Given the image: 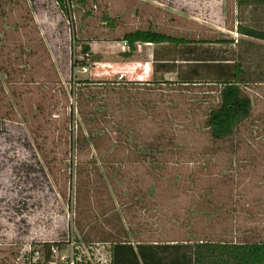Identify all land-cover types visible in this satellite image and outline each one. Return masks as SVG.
I'll return each instance as SVG.
<instances>
[{
  "label": "rangeland",
  "instance_id": "rangeland-1",
  "mask_svg": "<svg viewBox=\"0 0 264 264\" xmlns=\"http://www.w3.org/2000/svg\"><path fill=\"white\" fill-rule=\"evenodd\" d=\"M143 1L0 0V264H26L45 242L109 264L126 233L264 240V83L242 84L250 118L213 139L219 84L137 80L119 64L125 33L187 25L165 11L182 1Z\"/></svg>",
  "mask_w": 264,
  "mask_h": 264
},
{
  "label": "crops",
  "instance_id": "crops-1",
  "mask_svg": "<svg viewBox=\"0 0 264 264\" xmlns=\"http://www.w3.org/2000/svg\"><path fill=\"white\" fill-rule=\"evenodd\" d=\"M180 1L186 4V8L176 4L179 8L165 11L172 15V20L187 25L178 29L172 26L168 34L186 41L179 45L137 44L133 56L119 63L127 69V76L136 75L137 80L149 81L157 74L167 80L180 78L182 84H189L186 81L209 80L217 83L237 75L243 85L264 83V40L243 34L238 29V26H246L264 31V6L238 4V0H235L234 8L241 15V20L237 18L238 25L232 26L226 22L228 17L224 0ZM143 2L151 8L162 6L161 2L155 0ZM144 48L145 54L139 58L137 54L142 53ZM129 50L128 45H122L119 52ZM144 243L149 245L145 252L152 256L154 248L151 246L157 242ZM137 244H132L136 251ZM138 258L142 264L140 256Z\"/></svg>",
  "mask_w": 264,
  "mask_h": 264
},
{
  "label": "trees",
  "instance_id": "trees-1",
  "mask_svg": "<svg viewBox=\"0 0 264 264\" xmlns=\"http://www.w3.org/2000/svg\"><path fill=\"white\" fill-rule=\"evenodd\" d=\"M84 3L86 0H78ZM65 6V0H58ZM238 4L264 6V0H238ZM243 34L264 40V31L246 26H238ZM130 48L121 53L128 58L133 56L137 44L151 43L155 45H179L184 38H179L160 30L136 29L127 32L121 39ZM84 53L95 57L89 46L84 47ZM94 59V58H93ZM162 82H167L161 77ZM88 82V81H86ZM190 82V81H186ZM220 85L219 104L213 107L206 121V127L213 139L228 140L232 138L239 126L248 120L252 114L253 101L244 91L241 81L235 75L232 79L217 82ZM118 238L121 239L120 236ZM123 240H115L111 244V261L109 264H264V240L253 242H213L199 241H168L157 242L152 256L145 252L149 247L144 242H138L137 251L134 249L128 233L122 236ZM60 242H45L46 256L53 245L60 246Z\"/></svg>",
  "mask_w": 264,
  "mask_h": 264
},
{
  "label": "built area",
  "instance_id": "built-area-1",
  "mask_svg": "<svg viewBox=\"0 0 264 264\" xmlns=\"http://www.w3.org/2000/svg\"><path fill=\"white\" fill-rule=\"evenodd\" d=\"M65 250L57 245H53L50 248V255L48 258L45 255V248L43 251L42 247H30V249L24 254V261L26 264H61V262L67 264H90V261L80 254L78 248L74 247L71 255L61 254L62 252L64 253Z\"/></svg>",
  "mask_w": 264,
  "mask_h": 264
}]
</instances>
